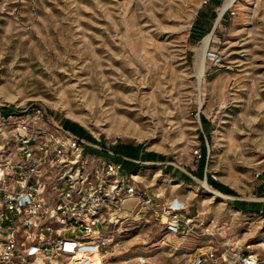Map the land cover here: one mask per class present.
Listing matches in <instances>:
<instances>
[{"label":"rangeland","instance_id":"rangeland-1","mask_svg":"<svg viewBox=\"0 0 264 264\" xmlns=\"http://www.w3.org/2000/svg\"><path fill=\"white\" fill-rule=\"evenodd\" d=\"M208 1L0 0V108H41L105 148L140 144L169 157L155 168L141 165L136 188L160 203H182L212 234L164 238L153 220L129 222L117 264L135 257L189 264L209 245L264 258V216L230 205L264 202L256 194L264 174V0H236L224 12L198 89L196 54L226 0L212 9L208 33L191 39ZM201 138L204 175L234 196L214 193L189 173ZM164 166L191 182L164 174Z\"/></svg>","mask_w":264,"mask_h":264},{"label":"built area","instance_id":"built-area-1","mask_svg":"<svg viewBox=\"0 0 264 264\" xmlns=\"http://www.w3.org/2000/svg\"><path fill=\"white\" fill-rule=\"evenodd\" d=\"M86 147L100 151L41 108L0 113V264H117L122 230L135 221L153 220L163 237L212 236L198 213L139 192L136 174ZM190 264H264V258L209 245Z\"/></svg>","mask_w":264,"mask_h":264},{"label":"trees","instance_id":"trees-1","mask_svg":"<svg viewBox=\"0 0 264 264\" xmlns=\"http://www.w3.org/2000/svg\"><path fill=\"white\" fill-rule=\"evenodd\" d=\"M208 3L209 6H207L208 7L207 11L209 12L199 11L197 17L195 18L192 24L191 32H190L191 39L200 40L209 31V24H207V22L211 23V20L214 18V13L212 9L218 7L220 5V2L218 0H209ZM38 107L40 106L38 105ZM15 111H17V109L12 106L0 108V113L3 114H8L10 112H15ZM47 113L49 116H53L57 120L59 119L58 116L53 115L51 112H47ZM58 122L64 130L68 131L72 135L76 136L79 139L84 140L88 144L97 145V146L99 145L101 146L102 149L101 151H98L91 147H86L85 152L97 156L102 155L104 157H110L107 154V150L110 151L113 154V158H112L113 161L120 163L122 170L125 173H132L140 168H143V166H140L139 164H135L133 163V161L152 163V165H150L152 168H155L157 163L159 165H163L164 162H170L169 157H165L161 154H157L153 152H145L143 150V146L140 144L132 145V144L116 143L105 149V147L101 142L95 140L90 134H88L82 127H80L76 123L71 122L67 119H60ZM201 123L204 129H206L207 126L204 119L201 120ZM206 157H207V150L204 145L203 139L201 138V147L199 149V158L197 160L196 170L189 173L199 180H202L205 177L207 184L212 189L219 192L220 194L226 196H234L235 195L234 192L228 189L226 186L212 180L210 176L204 175V170L207 165ZM160 168L162 169V167ZM162 172L164 174H169L172 178H176L184 183L191 182V179L187 175L172 170L171 166H164ZM256 194L257 197L259 198L262 197V195H264V183H261V185L256 191ZM230 205L233 209L243 214H256V215L264 216V202H242V201L233 200L230 202Z\"/></svg>","mask_w":264,"mask_h":264},{"label":"bare ground","instance_id":"bare-ground-1","mask_svg":"<svg viewBox=\"0 0 264 264\" xmlns=\"http://www.w3.org/2000/svg\"><path fill=\"white\" fill-rule=\"evenodd\" d=\"M236 0H226L224 5L218 12V17L224 13L228 8L232 7ZM212 40V35L208 34L201 43V48L199 52L196 54L195 58V68H196V84L197 88L199 89L202 79L205 73V62H206V54L207 49L209 47L210 41ZM208 187V186H206ZM205 187V188H206ZM211 190V189H210ZM214 193H217L215 190H212ZM178 201L175 202L177 204Z\"/></svg>","mask_w":264,"mask_h":264},{"label":"crops","instance_id":"crops-1","mask_svg":"<svg viewBox=\"0 0 264 264\" xmlns=\"http://www.w3.org/2000/svg\"><path fill=\"white\" fill-rule=\"evenodd\" d=\"M97 146V145H96ZM98 149L101 151L102 149H101V146H99L98 145ZM106 149V148H105ZM109 153V154H108ZM107 154H108V156H110V157H104V156H102V155H100V157H102L103 159H105V160H107V161H109V162H113V163H117V162H115V161H113V154L110 152V151H108L107 150ZM133 163H135V164H139L140 166L141 165H152V163H148V162H139V161H133ZM156 165H159L158 163L156 164ZM123 173L124 174H137V170L136 171H134V172H132V173H125L124 171H123ZM169 175V174H168ZM261 183H264V174H262L261 175ZM165 237H170V235H167V236H165ZM164 237V238H165ZM174 237V236H173ZM201 251V248H198L197 249V252L193 255V257H192V260L194 259V257L198 254V252H200ZM192 260H190V262H189V264L192 262Z\"/></svg>","mask_w":264,"mask_h":264},{"label":"water","instance_id":"water-1","mask_svg":"<svg viewBox=\"0 0 264 264\" xmlns=\"http://www.w3.org/2000/svg\"><path fill=\"white\" fill-rule=\"evenodd\" d=\"M223 14L224 13H222L219 17L217 16L216 17V19H215V21H214V24H213V26H212V28H211V31H210V35H212V33H213V31H214V29L216 28V26H217V24H218V22L220 21V19H221V17L223 16ZM203 180H204V184H206V178L204 177L203 178ZM217 192V191H216ZM219 193V192H218ZM220 194V193H219Z\"/></svg>","mask_w":264,"mask_h":264}]
</instances>
